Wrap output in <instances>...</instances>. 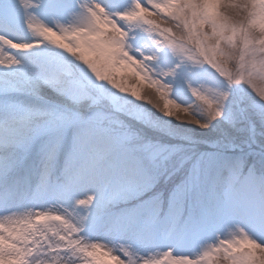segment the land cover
Segmentation results:
<instances>
[{
    "label": "snow or ice",
    "instance_id": "6c2138e0",
    "mask_svg": "<svg viewBox=\"0 0 264 264\" xmlns=\"http://www.w3.org/2000/svg\"><path fill=\"white\" fill-rule=\"evenodd\" d=\"M0 264H264V0H0Z\"/></svg>",
    "mask_w": 264,
    "mask_h": 264
}]
</instances>
